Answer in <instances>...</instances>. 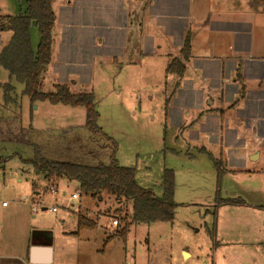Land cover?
<instances>
[{
  "label": "rangeland",
  "instance_id": "374dc122",
  "mask_svg": "<svg viewBox=\"0 0 264 264\" xmlns=\"http://www.w3.org/2000/svg\"><path fill=\"white\" fill-rule=\"evenodd\" d=\"M26 1L0 0V15L24 13ZM89 1L75 0L81 8H77L72 21V9L68 8L71 0H55L58 21L53 32V60L40 91L51 94L56 85L67 84L73 94L93 92L101 133L87 130L84 108L56 106L48 101L32 105L23 95V86L0 66V253L8 250L23 254L37 230L54 235V246L65 232L77 230V214L67 209L77 184L60 179L56 181L57 194L48 192L50 185L44 173L25 163L34 157L35 147L51 161L98 166L109 163L116 143L118 164L134 168L138 184L157 197L162 195L165 170L174 173V221L133 225L125 242L119 241L121 247L108 255L92 251L91 245H82L81 259L88 251L96 264H234L225 262L219 251L215 254V243L221 240L215 201L218 196L264 201V158L255 163L237 162L243 164L239 171H224L218 177L213 162L218 157L216 144L208 143L212 138L197 143L189 140L183 129L185 113L172 108L182 105L185 97L177 91L178 78L166 73L167 56L139 54L140 32L135 15L131 16L134 26L130 31L120 29L126 24L122 0H98L93 9ZM61 5L67 11L59 15ZM103 5H108L109 10L104 11ZM64 21L78 22L82 27L60 32ZM97 35L103 43L93 49ZM10 36L0 33V52ZM31 37L36 50L40 34L34 26ZM8 87L13 88L11 93ZM33 186L46 195L33 200ZM2 203L10 208L3 209ZM33 204L40 205L36 215L31 212ZM43 206L56 207L58 211L43 210ZM130 209V204H118L106 193L96 198L84 196L81 212L98 225L81 230L82 239H96L93 248L99 247L100 240H106L113 229L112 221L120 222ZM75 243L78 242L67 246L69 250L75 252ZM67 256L70 261L74 257L69 253Z\"/></svg>",
  "mask_w": 264,
  "mask_h": 264
},
{
  "label": "crops",
  "instance_id": "0c3cea01",
  "mask_svg": "<svg viewBox=\"0 0 264 264\" xmlns=\"http://www.w3.org/2000/svg\"><path fill=\"white\" fill-rule=\"evenodd\" d=\"M104 1L108 3L109 0ZM122 2L126 24L120 29L130 31L134 26L131 16L135 15V26H139L140 32L138 51L142 57L165 55L169 60L167 66L173 59L182 61L185 40L190 38V59L183 60L186 72L177 90L179 94L183 93L184 102L172 106L175 112L185 113L183 129H186L187 138L195 143L212 138L208 143L216 144L218 154L213 159L222 160L228 172L241 169L243 164L237 162L261 161L264 158V0ZM90 4L93 9L98 0H91ZM70 7V20L73 21L81 4L71 0ZM103 10H109L108 5H103ZM64 11H67L65 5L59 6V15ZM72 21L62 22L60 32L82 27ZM102 26L107 28L104 24ZM94 37L93 49L103 43L99 35ZM167 117H171L169 112ZM202 149L208 152L204 147ZM33 192V200L46 195L35 186ZM239 198L245 201V205H214L218 210L221 235V240L215 243V254L219 251L228 263L264 264V201L248 202ZM2 208L7 210L10 206ZM45 236V242L37 241ZM54 239V235L49 238L48 233L37 230L23 254L6 250L0 253V264H80V260L82 264H96L93 254L87 255L88 251L81 259L80 246L91 248V245L92 251L108 255L114 253L116 247H121L118 243L123 241L119 238L107 242L100 240L99 247L93 248L96 239L83 240L78 228L65 232L56 246L53 245ZM76 241L75 252L69 250L67 246ZM33 247L40 250L36 263L31 260ZM67 253L77 259L73 257L70 261Z\"/></svg>",
  "mask_w": 264,
  "mask_h": 264
},
{
  "label": "trees",
  "instance_id": "16d2710c",
  "mask_svg": "<svg viewBox=\"0 0 264 264\" xmlns=\"http://www.w3.org/2000/svg\"><path fill=\"white\" fill-rule=\"evenodd\" d=\"M55 0H27L26 10L17 16L0 15V33H10L8 43L0 52V66L3 67L23 86V95L29 98L31 104L48 101L53 105H65L73 108H84L86 113L85 127L92 134L101 133L98 125L99 112L97 100L93 92L73 94L67 85H56L55 91L46 94L40 91L41 81L53 60V32L57 28L58 16L54 9ZM36 27L40 34V42L36 50L32 46L31 28ZM190 38L187 37L182 49L184 61L190 59ZM173 59L167 66V75L178 78L176 88L180 86L186 66L184 61ZM12 87L7 91L11 93ZM10 98L5 97L9 102ZM113 153L108 164L85 166L69 162L51 161L44 157L38 147H35L34 157L25 160L37 170L44 173L49 185L56 186V181L65 179L75 182L78 190L84 196L98 197L102 193L115 198L118 204H130L118 221V227L113 233H107L106 242L119 238L126 240L130 228L135 224L173 223L177 204L175 203V176L171 170H165L162 181V195L157 197L152 190L141 187L136 180L134 168L122 167L116 159L117 144L113 143ZM218 177L223 176L225 167L222 160H214ZM217 206H243L245 201L223 199L219 196L215 201ZM121 211H118L120 214ZM78 231L94 229L97 221L89 219L81 211L77 214ZM123 223L124 225H122Z\"/></svg>",
  "mask_w": 264,
  "mask_h": 264
},
{
  "label": "built area",
  "instance_id": "2783aa9c",
  "mask_svg": "<svg viewBox=\"0 0 264 264\" xmlns=\"http://www.w3.org/2000/svg\"><path fill=\"white\" fill-rule=\"evenodd\" d=\"M48 192H50L53 195L57 194V188L54 185H51L50 188L48 189ZM83 199V195L79 190H76L75 193H73V195L71 196V205L69 206V208H67L68 210L72 209V211H74L75 214H79L81 211V200ZM76 202V203H75ZM3 207H7L6 203H2ZM39 206H35V204H33V207L31 208V212L32 214H36L38 212V208ZM43 210H47L49 209L52 212H57V208L56 207H51V208H46L45 206H43L42 208ZM118 221L117 220H113L112 221V227L113 229H110V231H108V233H113L114 230L118 227Z\"/></svg>",
  "mask_w": 264,
  "mask_h": 264
},
{
  "label": "water",
  "instance_id": "95a60500",
  "mask_svg": "<svg viewBox=\"0 0 264 264\" xmlns=\"http://www.w3.org/2000/svg\"><path fill=\"white\" fill-rule=\"evenodd\" d=\"M50 237H51V235L49 234V238ZM47 243L49 245L50 240ZM39 252H40V250H38V248H35V247L31 248V260L33 263H36V261H37L36 257H37ZM46 253H47V255H49V251H47ZM46 261H48V259H46Z\"/></svg>",
  "mask_w": 264,
  "mask_h": 264
},
{
  "label": "flooded vegetation",
  "instance_id": "af4514ba",
  "mask_svg": "<svg viewBox=\"0 0 264 264\" xmlns=\"http://www.w3.org/2000/svg\"><path fill=\"white\" fill-rule=\"evenodd\" d=\"M44 238H45V239H39V238H38L37 241H38V242H45V240H46V236H45ZM43 240H44V241H43ZM37 241H36V242H37Z\"/></svg>",
  "mask_w": 264,
  "mask_h": 264
}]
</instances>
